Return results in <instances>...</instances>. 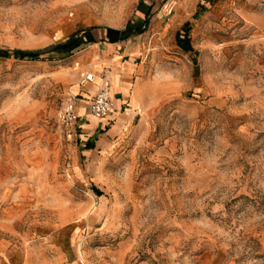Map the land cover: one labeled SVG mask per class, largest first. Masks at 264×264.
Masks as SVG:
<instances>
[{
  "label": "rangeland",
  "instance_id": "1",
  "mask_svg": "<svg viewBox=\"0 0 264 264\" xmlns=\"http://www.w3.org/2000/svg\"><path fill=\"white\" fill-rule=\"evenodd\" d=\"M140 2L0 0V264H264V0H144L148 30L107 50ZM119 55L123 123L69 137L79 70Z\"/></svg>",
  "mask_w": 264,
  "mask_h": 264
},
{
  "label": "crops",
  "instance_id": "2",
  "mask_svg": "<svg viewBox=\"0 0 264 264\" xmlns=\"http://www.w3.org/2000/svg\"><path fill=\"white\" fill-rule=\"evenodd\" d=\"M142 1L144 2V0ZM108 28H112V27H108ZM112 29L122 31L125 28L124 29L112 28ZM106 35L107 32L105 28L103 36L100 39H106ZM127 41L128 40L114 44L107 42H100V44L107 46L108 47L107 50H112V48H116V46H118L122 50V44L126 43ZM120 55L117 56L116 59H112V58H109L107 60L105 59L103 61L104 65H96L95 68L91 70L95 74L97 82L85 83L86 85L83 86V89H81L80 87H76L74 90V92H76V95L84 97L81 98V103L78 108V114L82 117L81 127H82V132L85 130L84 138L86 142L88 141L92 142L93 136L95 135L100 125L107 124V120H105L106 122H104L103 120L90 119V117L92 116L88 114V107L90 104V99H92V97L96 95V93L100 89L102 76L104 73V72L102 73L101 70L104 69L106 65L109 64L112 66L111 68L112 70L109 72V77L111 81L110 91L114 99L117 110L114 120L118 119V122L116 123L117 126L115 127V129H117V127L120 126L124 121V118L120 113L127 105L126 98L129 95L130 79L133 72L135 71V63L133 61H128L126 63H123L122 57Z\"/></svg>",
  "mask_w": 264,
  "mask_h": 264
},
{
  "label": "trees",
  "instance_id": "3",
  "mask_svg": "<svg viewBox=\"0 0 264 264\" xmlns=\"http://www.w3.org/2000/svg\"><path fill=\"white\" fill-rule=\"evenodd\" d=\"M168 1V0H164ZM137 12L144 16L143 19H139L138 23L129 22L124 30H116L112 28H106V39H101L100 42L107 43H118L121 41H126L134 36H140L144 34L149 27L150 19L153 15V5H146L142 0L138 4ZM94 28L77 33L72 38H70L65 43L56 45L53 50L49 51H38V52H28L22 54L23 58L30 60H40L45 53H57V54H72L74 51L81 49L83 46L92 45L98 43L97 39L93 35ZM178 44L185 48L187 51L192 49L191 41L189 39L188 33H185L183 37L181 34L177 35ZM94 145L91 143L86 144V149H93ZM98 192V191H97ZM99 194V193H98Z\"/></svg>",
  "mask_w": 264,
  "mask_h": 264
},
{
  "label": "built area",
  "instance_id": "4",
  "mask_svg": "<svg viewBox=\"0 0 264 264\" xmlns=\"http://www.w3.org/2000/svg\"><path fill=\"white\" fill-rule=\"evenodd\" d=\"M76 70L81 68L80 63H75ZM80 83H94L96 80L95 74L87 70H79ZM111 81L109 77V72L103 73L101 86L99 91L92 97L88 107V113L90 116L96 119H104L109 117L115 110V102L111 95ZM79 95H69L63 104L62 111L60 114L61 120L65 129L69 135L72 137L81 131V121L82 117L78 114V101Z\"/></svg>",
  "mask_w": 264,
  "mask_h": 264
},
{
  "label": "bare ground",
  "instance_id": "5",
  "mask_svg": "<svg viewBox=\"0 0 264 264\" xmlns=\"http://www.w3.org/2000/svg\"><path fill=\"white\" fill-rule=\"evenodd\" d=\"M96 81V80H95Z\"/></svg>",
  "mask_w": 264,
  "mask_h": 264
}]
</instances>
